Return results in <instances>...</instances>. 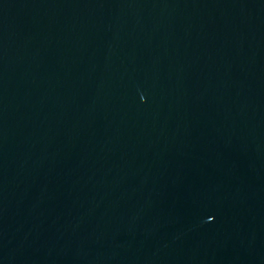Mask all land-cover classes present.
<instances>
[{
  "label": "water",
  "instance_id": "1",
  "mask_svg": "<svg viewBox=\"0 0 264 264\" xmlns=\"http://www.w3.org/2000/svg\"><path fill=\"white\" fill-rule=\"evenodd\" d=\"M0 264H264V0H0Z\"/></svg>",
  "mask_w": 264,
  "mask_h": 264
}]
</instances>
